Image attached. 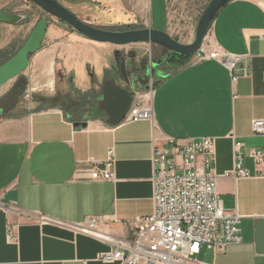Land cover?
<instances>
[{
  "label": "crops",
  "instance_id": "crops-1",
  "mask_svg": "<svg viewBox=\"0 0 264 264\" xmlns=\"http://www.w3.org/2000/svg\"><path fill=\"white\" fill-rule=\"evenodd\" d=\"M59 1L82 20L104 26L141 17L147 7L149 28L172 37L170 30L178 27L172 13L183 2ZM105 4L113 9L105 11ZM136 45L141 44L96 43L64 25L49 24L42 49L30 61L25 100L13 106L0 103V264H109L99 256L113 246L77 233L72 225L98 217L104 231L131 237L132 222L153 213L155 145L199 138L216 141L218 193L226 210L241 214L243 238L223 252L203 249L200 260L264 264V164L258 167L249 155L253 149L264 152V137L255 136L251 126L252 120L264 119V0H233L222 7L204 43L209 56L239 57L234 73L247 66L249 77L232 85L220 61L192 57L168 76L152 75L160 79L151 101L152 121L112 127L101 95L105 73L117 85L141 93L147 92L144 81L151 76L145 73L146 80L136 82L142 69H127V55L110 63L109 51ZM124 77L134 81L133 88ZM236 140L243 143V166L251 178L226 175L234 169ZM111 148L116 181L93 180L94 170L105 168ZM43 216L70 226L41 224ZM9 230L16 243L8 241ZM209 255L210 261L203 259Z\"/></svg>",
  "mask_w": 264,
  "mask_h": 264
},
{
  "label": "built area",
  "instance_id": "built-area-1",
  "mask_svg": "<svg viewBox=\"0 0 264 264\" xmlns=\"http://www.w3.org/2000/svg\"><path fill=\"white\" fill-rule=\"evenodd\" d=\"M262 1V0H256ZM197 61L217 59L230 71L232 85L240 77H249V68L234 73L239 57L209 56L205 47L194 56ZM157 89L153 78L147 92L135 91L133 103L123 123L152 121V97ZM255 136L264 137V119L252 120ZM234 137V136H233ZM243 143L234 142L235 165L227 176L235 179L251 178L243 165ZM216 141L213 138L169 140L167 146L155 145L153 153V213L132 222L131 237L119 238L102 229V221L91 217L82 224L72 225L77 233L111 244L113 250L100 254L99 260L109 264H206L200 260L203 249L223 252L230 245L242 243V216L237 210H226L218 193L220 176L215 170ZM258 167L264 164V152H249ZM115 153L108 151L105 168H96L92 179L115 182ZM41 224L56 223L70 226L48 217ZM8 241L17 242L13 230Z\"/></svg>",
  "mask_w": 264,
  "mask_h": 264
},
{
  "label": "water",
  "instance_id": "water-1",
  "mask_svg": "<svg viewBox=\"0 0 264 264\" xmlns=\"http://www.w3.org/2000/svg\"><path fill=\"white\" fill-rule=\"evenodd\" d=\"M30 1L47 16L37 21L24 45L9 61L0 66V88L28 70L32 56L42 49L49 24L53 19L67 24L72 28L73 32L96 43L115 46L132 44L157 45L164 50L181 56L194 57L204 46L207 34L219 11L233 0H211L209 2L207 7H205L206 9L200 21H198L195 41L190 45L179 43L169 33L152 28L112 31L94 27L79 18L76 13L59 0ZM25 19L26 16L24 15H15L6 11H0V22L17 25L23 23ZM161 62L155 61L152 63V68L147 69L148 76L161 75L159 69V66L162 64ZM124 81L129 87L135 84L134 81L131 82L127 77H124ZM137 81L138 78L136 79ZM101 95L106 100L104 110L108 115V125L116 127L122 124L131 108L135 92L121 85H117L115 78L107 71L101 84Z\"/></svg>",
  "mask_w": 264,
  "mask_h": 264
},
{
  "label": "rangeland",
  "instance_id": "rangeland-1",
  "mask_svg": "<svg viewBox=\"0 0 264 264\" xmlns=\"http://www.w3.org/2000/svg\"><path fill=\"white\" fill-rule=\"evenodd\" d=\"M209 1L208 0H183V2L178 5L177 9H174L172 13L175 16V26L170 30L174 35V38L179 41V43L194 41L197 32L198 21L205 11V7H207ZM105 11H111L113 9V5L104 6ZM146 7L141 13V17H134L135 19L129 20L128 22H120L117 24H113L112 26H104L102 23H99L97 20L95 21H85L91 24L94 27L107 29V30H116V31H128L135 29H145L149 28L150 23V14L147 11ZM0 11H6L10 14L15 15H24L26 19L23 23L17 25H11L4 22H0V51H6V54L9 59L6 60L3 64L9 61L16 52L24 45L28 36L31 32L29 29L30 23L35 25L40 18L46 17L47 15L40 10L37 6H35L30 0H0ZM132 15V13H131ZM114 16V15H113ZM133 16V15H132ZM50 23L54 25H64L70 31H73L70 26L67 24H62L63 22L53 19ZM158 30V29H156ZM209 33V32H208ZM50 43V39H47L45 46H48ZM160 46L157 45H149V44H141L133 47H127L125 49H115V50H124L120 52L114 51L113 47L111 51H109V55L111 58L110 63H115V59L121 58L122 56L127 55L128 59L125 61V66L127 69L132 71L133 67H140L142 69V78H138L137 82H141L146 80L147 73V65L150 69L152 68V63L158 60H164L166 58V54L163 52ZM133 59V65L130 62V59ZM1 64L0 66H2ZM112 66V64H110ZM118 67V66H116ZM162 75L168 76L170 73L180 69H176L175 67H171L170 65H164L159 68ZM117 70L121 71V68H117ZM153 81L156 85L159 82V78L152 77ZM29 73L26 70L22 75L18 78L10 81L6 85L0 88V103L5 102V105H18L25 100V94L28 87ZM150 79H147V84ZM19 85L23 86V90L19 89ZM6 100V101H5ZM12 105V106H13ZM203 259L206 261H210L209 256H203Z\"/></svg>",
  "mask_w": 264,
  "mask_h": 264
},
{
  "label": "trees",
  "instance_id": "trees-1",
  "mask_svg": "<svg viewBox=\"0 0 264 264\" xmlns=\"http://www.w3.org/2000/svg\"><path fill=\"white\" fill-rule=\"evenodd\" d=\"M112 31H116V30H112ZM162 50L166 54V58L164 60H158V61H162L161 62L162 64L159 66V68L163 67L164 65H170L171 67L173 66L176 69H178V68L181 69L182 67L186 66L189 63V61H191V59H192V57H185V56H181V55L169 52V51L164 50V49H162ZM6 56H7L6 51L0 52V65L9 59ZM170 74H172V73H170ZM142 77L143 76H140V78H142ZM18 87L20 90H23V86L19 85Z\"/></svg>",
  "mask_w": 264,
  "mask_h": 264
},
{
  "label": "flooded vegetation",
  "instance_id": "flooded-vegetation-1",
  "mask_svg": "<svg viewBox=\"0 0 264 264\" xmlns=\"http://www.w3.org/2000/svg\"><path fill=\"white\" fill-rule=\"evenodd\" d=\"M145 66L148 67L147 65H145ZM141 72H142V71H140V70H138V71L136 72V77H137V78H139V77L141 76Z\"/></svg>",
  "mask_w": 264,
  "mask_h": 264
}]
</instances>
